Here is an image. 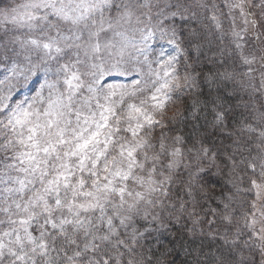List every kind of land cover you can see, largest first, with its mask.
Masks as SVG:
<instances>
[{"label": "snow or ice", "instance_id": "6c2138e0", "mask_svg": "<svg viewBox=\"0 0 264 264\" xmlns=\"http://www.w3.org/2000/svg\"><path fill=\"white\" fill-rule=\"evenodd\" d=\"M201 56L216 148L177 130ZM173 228L264 264V0H0V264H174Z\"/></svg>", "mask_w": 264, "mask_h": 264}, {"label": "trees", "instance_id": "16d2710c", "mask_svg": "<svg viewBox=\"0 0 264 264\" xmlns=\"http://www.w3.org/2000/svg\"><path fill=\"white\" fill-rule=\"evenodd\" d=\"M193 59H196L195 53H190ZM196 71L201 75L198 77L199 88L196 89L185 101L182 106V118L177 124V130L189 141L194 137H202L204 142L214 148L221 147L228 143L225 137L211 126L212 120V102L223 104L226 109H231L229 120L238 117V110L235 108L238 103V97L230 94L231 86L225 89L224 86L210 83L204 79V75L214 70V66L208 60L201 56L199 63L195 65ZM193 101H196V108H193ZM211 182L214 184L217 193L227 189V176H211ZM162 242L172 249L170 260L174 264H193L196 258L195 250L208 251L215 248L220 242H213L208 238L190 237L173 228L171 232H166L161 238Z\"/></svg>", "mask_w": 264, "mask_h": 264}, {"label": "rangeland", "instance_id": "374dc122", "mask_svg": "<svg viewBox=\"0 0 264 264\" xmlns=\"http://www.w3.org/2000/svg\"><path fill=\"white\" fill-rule=\"evenodd\" d=\"M11 0H5V3H10ZM42 75L37 78L33 77L27 85H25L23 88L20 89V95L18 98H23L26 95H31L33 93V90L39 87V84L42 82ZM123 78L120 77H112L110 79V82H121Z\"/></svg>", "mask_w": 264, "mask_h": 264}]
</instances>
